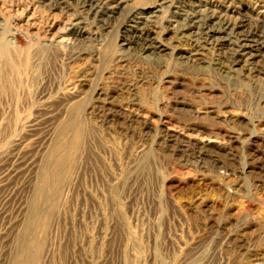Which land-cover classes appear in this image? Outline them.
<instances>
[{"label":"rangeland","instance_id":"obj_1","mask_svg":"<svg viewBox=\"0 0 264 264\" xmlns=\"http://www.w3.org/2000/svg\"><path fill=\"white\" fill-rule=\"evenodd\" d=\"M0 44V264H264V0H0Z\"/></svg>","mask_w":264,"mask_h":264},{"label":"bare ground","instance_id":"obj_2","mask_svg":"<svg viewBox=\"0 0 264 264\" xmlns=\"http://www.w3.org/2000/svg\"><path fill=\"white\" fill-rule=\"evenodd\" d=\"M91 3H92V1H90ZM101 4V3H100ZM99 4V5H100ZM96 7V6H95ZM98 8V7H97ZM136 35V34H135ZM209 36V35H208ZM63 37V36H62ZM68 37V36H67ZM133 37V36H132ZM145 38V37H144ZM143 38V39H144ZM69 40V38H63V40ZM138 40H140V39H138ZM141 41V40H140ZM140 43V42H139ZM148 44V43H147ZM146 44V45H147ZM144 45V44H143ZM145 46V45H144ZM147 47V46H146ZM3 49H4V45L3 44H0V55L1 54H3ZM144 50V49H143ZM6 51V50H5ZM10 54V53H9ZM235 58V57H234ZM241 58V57H240ZM4 59V58H3ZM238 59V58H237ZM239 61V60H238ZM63 161V160H62ZM69 162V161H68ZM62 166V165H61ZM67 166V165H66ZM67 168V167H66ZM41 188V187H40ZM34 200V199H33ZM38 204V203H37ZM35 208H36V205H35ZM38 208V207H37ZM33 209V208H32ZM35 210V209H34ZM27 227V226H26ZM24 237V236H23ZM22 239V238H21ZM20 241V240H19ZM36 256H37V254H36ZM34 257V256H33ZM27 262V261H26Z\"/></svg>","mask_w":264,"mask_h":264}]
</instances>
